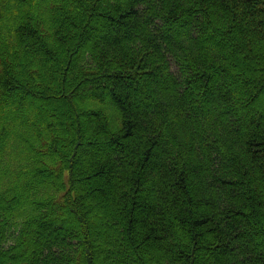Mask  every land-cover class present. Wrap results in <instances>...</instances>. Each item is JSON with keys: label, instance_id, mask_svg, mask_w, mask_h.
<instances>
[{"label": "trees", "instance_id": "16d2710c", "mask_svg": "<svg viewBox=\"0 0 264 264\" xmlns=\"http://www.w3.org/2000/svg\"><path fill=\"white\" fill-rule=\"evenodd\" d=\"M0 264H264V0H0Z\"/></svg>", "mask_w": 264, "mask_h": 264}, {"label": "rangeland", "instance_id": "374dc122", "mask_svg": "<svg viewBox=\"0 0 264 264\" xmlns=\"http://www.w3.org/2000/svg\"><path fill=\"white\" fill-rule=\"evenodd\" d=\"M96 150H102L101 148H97Z\"/></svg>", "mask_w": 264, "mask_h": 264}]
</instances>
